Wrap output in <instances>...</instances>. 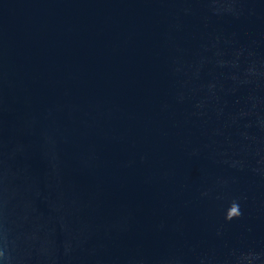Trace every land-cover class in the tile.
Returning <instances> with one entry per match:
<instances>
[{"label": "water", "instance_id": "1", "mask_svg": "<svg viewBox=\"0 0 264 264\" xmlns=\"http://www.w3.org/2000/svg\"><path fill=\"white\" fill-rule=\"evenodd\" d=\"M0 264H264V0H0Z\"/></svg>", "mask_w": 264, "mask_h": 264}]
</instances>
